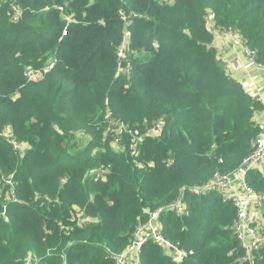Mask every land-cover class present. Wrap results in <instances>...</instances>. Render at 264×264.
<instances>
[{
    "label": "trees",
    "instance_id": "trees-1",
    "mask_svg": "<svg viewBox=\"0 0 264 264\" xmlns=\"http://www.w3.org/2000/svg\"><path fill=\"white\" fill-rule=\"evenodd\" d=\"M23 1L14 24L0 9V180L13 174L19 200L2 192L0 264H115L135 227L180 186L230 174L250 153L262 105L218 63L204 15L237 30L264 67V0ZM59 6L72 20L64 37ZM125 28L138 53L125 56L128 75L117 74ZM51 60L45 78L25 86L26 69ZM104 112L128 133L117 148L110 136L100 152L104 133L94 118ZM159 121L161 134L133 152L130 137ZM7 130L28 145L21 156ZM75 133L88 138L85 147ZM101 163L108 174L95 181L90 171ZM244 180L264 195V172ZM185 201L186 215L159 216L164 238L191 252L181 264H234L231 201L214 191L186 192ZM72 206L86 226L70 223ZM137 264L175 263L148 241Z\"/></svg>",
    "mask_w": 264,
    "mask_h": 264
},
{
    "label": "built area",
    "instance_id": "built-area-1",
    "mask_svg": "<svg viewBox=\"0 0 264 264\" xmlns=\"http://www.w3.org/2000/svg\"><path fill=\"white\" fill-rule=\"evenodd\" d=\"M60 13L61 18L65 21V26L62 30V36H66L67 26L72 22L71 17L65 14L62 6L55 7ZM14 21L18 20L19 12L14 9ZM17 15V16H16ZM204 26L212 34L211 46L214 47L215 37H226L230 31L218 24L216 14L207 10L204 15ZM130 33L125 28L123 37L119 47L116 51L117 56V74L130 72V65L124 66L126 54L130 51L129 39ZM243 41L241 55L246 58L256 59V53L249 49L246 42ZM55 61L51 60L45 66L29 71L26 74L27 80L31 81L35 77L43 78L54 66ZM260 66V65H259ZM261 67V66H260ZM264 116V106L262 107ZM111 125H117L119 130L125 135L128 133L126 126L112 120L107 116ZM254 123L259 130L258 136L253 143L250 153L242 160L239 167L230 174H221L215 172L212 177L201 184L197 185H183L179 187L177 196L166 205L159 206L156 210L149 212L146 221L138 224L131 238L130 243L120 255L115 257V264H137L141 249L148 241H153L159 244L166 256L175 264H181L187 259L191 252H187L177 244L166 240L161 233V225L159 216L163 212H173L181 217L186 215L187 204L185 201V193L191 194H206L212 191L221 194L224 198L231 201L235 208V219L233 221L232 230L233 238L237 242L240 256L234 264H256L259 257L264 255V195L254 191L244 180L247 173H263L264 172V119L262 121H255ZM163 122L159 121L137 135H132L131 148L136 152V146L143 142L146 138L158 137L163 130ZM4 137L10 147L18 155H22L28 148L26 143L19 142L16 137L9 131L4 132ZM112 139V135H111ZM123 138L116 137L114 140V147L121 145ZM27 147V148H26ZM94 180L103 179L106 175L104 169L90 172ZM239 179L238 185L233 183L234 178ZM3 188H8L5 195L9 202H18L19 200L15 194V181H13V174L3 176L0 180V195ZM4 215V214H2Z\"/></svg>",
    "mask_w": 264,
    "mask_h": 264
},
{
    "label": "crops",
    "instance_id": "crops-1",
    "mask_svg": "<svg viewBox=\"0 0 264 264\" xmlns=\"http://www.w3.org/2000/svg\"><path fill=\"white\" fill-rule=\"evenodd\" d=\"M228 29V28H226ZM230 31L226 37H215L214 49L216 59L224 68L229 78L240 83L245 90L264 106V67H260L255 59L246 58L241 55L243 47L242 36L237 30ZM255 121L264 119L262 111L255 114ZM233 183H239L234 178Z\"/></svg>",
    "mask_w": 264,
    "mask_h": 264
},
{
    "label": "rangeland",
    "instance_id": "rangeland-1",
    "mask_svg": "<svg viewBox=\"0 0 264 264\" xmlns=\"http://www.w3.org/2000/svg\"><path fill=\"white\" fill-rule=\"evenodd\" d=\"M160 3L164 4L163 1H161ZM25 2L22 0H0V9L1 10H5L6 14H7V18L9 20L10 23H16L17 21L13 20V17L15 16L14 13V9H16L17 12L20 13L21 8L24 6ZM166 6L170 5V2H166ZM144 15V14H142ZM17 16V15H16ZM18 19H20V14L19 16H17ZM129 21V18L125 17V23H127ZM137 52L135 50H130L128 57L129 59L137 56ZM38 67H30L28 69H26V74L34 69H37ZM45 78V76L41 79V78H37L35 77L34 79H32L31 81L27 80L28 83H25V86L30 85L32 83H37L42 81ZM16 94H14L15 96ZM13 96V97H14ZM17 96H15L16 98ZM106 115V113L104 112L103 115V119L99 122L98 119L94 118V124L96 123V126L101 129L103 131V140L100 141L99 143L103 146L102 148H100V152H105L104 147L107 145V143L110 141V136L112 135V141H111V147H114V140L116 137H124V134L119 130L117 125H111L110 122L108 121V118H104ZM108 135V137H106ZM75 139L78 142L79 146L85 147L88 141V138L83 134V133H75ZM27 148V147H26ZM115 148V147H114ZM98 153V150L94 151V154ZM101 170L104 169L106 171V176L108 174V169L109 167L105 164V163H101L100 165H97L96 169L91 170L90 172L96 171V170ZM89 172L87 173L86 177H88ZM105 176V177H106ZM105 177H103V179H105ZM6 188H3L2 192L5 190ZM0 199H2V193L0 195ZM7 202V199H5ZM36 200V198H35ZM54 201V200H53ZM49 202H51V200H49ZM57 202V200H56ZM60 202L58 201V204ZM0 216H3L2 214H0ZM70 218H71V224L77 227L80 226H86L88 224V221L86 220L87 217L84 216V214L77 208L72 206L71 210H70ZM69 218V220H70ZM29 263V259L27 260V264Z\"/></svg>",
    "mask_w": 264,
    "mask_h": 264
}]
</instances>
